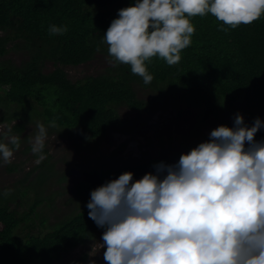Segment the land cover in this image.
Returning a JSON list of instances; mask_svg holds the SVG:
<instances>
[{
	"label": "trees",
	"instance_id": "16d2710c",
	"mask_svg": "<svg viewBox=\"0 0 264 264\" xmlns=\"http://www.w3.org/2000/svg\"><path fill=\"white\" fill-rule=\"evenodd\" d=\"M134 2L0 0V124L16 121L11 134L21 138L31 118L39 117L47 124L55 120L56 127L70 131L71 136L99 141L109 132L133 134L137 119H123L117 112L119 108L139 116L170 107L181 115L184 108L203 106L204 114L196 118L197 123L188 133L191 151L199 145V130L209 117L211 131L221 125L233 128L237 113L248 127L256 118L264 122V15L252 24H241L227 32L218 30L228 26L210 13L190 18L196 30L192 44L181 52L177 65L169 66L158 57L145 62L154 77L149 85L124 64L71 80L66 68L86 63L97 54L108 56L103 36L118 18V10ZM50 25H67L68 30L53 36L48 32ZM11 51H20L26 57L16 64L5 58ZM48 64L52 70L46 72ZM136 86L150 91L152 98L140 100ZM255 140L264 141V127L256 133ZM4 141L0 136V142ZM23 141H28V137L20 139ZM44 154L51 158L49 148L44 149ZM47 158L27 175L45 168L50 162ZM161 162L166 164L164 154L151 158L142 151L116 175H91L77 187L86 199L81 211L54 224L44 235L31 234L24 240L15 231L23 226L31 228L32 215L45 198L35 193L28 213L18 215L8 207L18 194L4 198L0 192V264H53L78 246L93 241L104 228L88 216L91 192L125 172L133 173V182L147 173L155 174L154 165ZM18 168L19 164H13L8 170ZM24 195L19 194L21 198Z\"/></svg>",
	"mask_w": 264,
	"mask_h": 264
},
{
	"label": "clouds",
	"instance_id": "9594fccd",
	"mask_svg": "<svg viewBox=\"0 0 264 264\" xmlns=\"http://www.w3.org/2000/svg\"><path fill=\"white\" fill-rule=\"evenodd\" d=\"M209 13L227 32L264 15V0H135L118 10L103 36L108 63L130 65L149 85L154 77L145 62L158 57L177 65L196 30L190 18ZM67 30L48 28L53 36ZM49 126L56 127L55 120ZM262 127L259 118L248 127L237 113L233 128L218 126L178 162L156 164L155 174L135 182L125 172L93 190L88 216L105 231L89 255L106 249V264H264V141L255 140ZM37 129L30 144L39 165L47 158L48 135L43 124ZM11 132L12 125L0 124L4 164L20 148L21 138Z\"/></svg>",
	"mask_w": 264,
	"mask_h": 264
},
{
	"label": "rangeland",
	"instance_id": "374dc122",
	"mask_svg": "<svg viewBox=\"0 0 264 264\" xmlns=\"http://www.w3.org/2000/svg\"><path fill=\"white\" fill-rule=\"evenodd\" d=\"M25 57L26 55L20 51H11L5 58L19 64ZM108 59L107 55L97 54L94 59L86 63L66 68V72L71 80L82 78L85 75L101 74L108 67H112ZM51 70L52 65L48 64L45 71ZM136 91L140 100H149L153 96L150 91L140 89L138 86H136ZM15 110L16 108L12 112ZM203 111V106L198 109L184 108L180 115L175 107H170L153 113L143 112L138 116L126 108H119L117 112L123 119H137L133 134L109 132L99 141H85L78 136H71L70 131L50 127L39 117L31 118L26 125L25 132L21 135V139L27 136L28 141L20 142V148L14 150L10 164L0 161V192L3 195L5 190H12L10 195H3L4 198L18 194L8 206L18 215L28 213L35 193L42 194L45 200L32 215L31 228L23 226L15 231V235L20 240H24L31 234L44 235L54 224L69 219L86 205V199L77 189L78 184L83 183L91 175L96 177L116 175L125 163L137 159L142 151H146L151 158H159L161 154H164L166 164L178 162L181 154L190 152L188 133L197 123L196 118ZM211 119V117L205 119V123L199 130V144L209 141ZM38 123L43 124L47 129L48 138L45 149H50L51 158L48 155L49 164L45 168L36 169L28 176L27 172L36 165L34 161L37 157L28 148H31L30 140L38 132ZM13 164H19L18 170L9 171L8 168ZM52 164L54 166H51ZM26 177L28 179L23 182ZM20 193H25V195L21 198ZM43 220L47 222L45 225L42 224ZM104 231L105 229L97 232L93 241L85 246H78L59 262L53 264H90V260H94L95 264H106L103 258L106 249H99L95 256L89 255L93 244L103 243L101 237Z\"/></svg>",
	"mask_w": 264,
	"mask_h": 264
}]
</instances>
